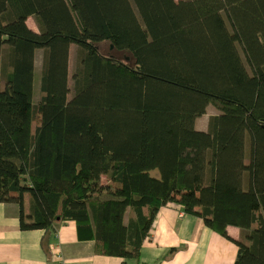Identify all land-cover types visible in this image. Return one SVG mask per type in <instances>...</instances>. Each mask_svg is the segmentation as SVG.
I'll list each match as a JSON object with an SVG mask.
<instances>
[{"label": "trees", "instance_id": "obj_1", "mask_svg": "<svg viewBox=\"0 0 264 264\" xmlns=\"http://www.w3.org/2000/svg\"><path fill=\"white\" fill-rule=\"evenodd\" d=\"M0 203L46 254L73 221L96 254L137 259L176 205L236 245L234 264H264V0H0Z\"/></svg>", "mask_w": 264, "mask_h": 264}, {"label": "crops", "instance_id": "obj_2", "mask_svg": "<svg viewBox=\"0 0 264 264\" xmlns=\"http://www.w3.org/2000/svg\"><path fill=\"white\" fill-rule=\"evenodd\" d=\"M203 125L205 119H200ZM198 125V126H199ZM238 131V146L243 144L245 131ZM243 134V136H242ZM239 153L241 151H238ZM238 159V156H237ZM197 163L202 176H194V190L203 185L205 151L198 155ZM235 189H243V173L235 175ZM24 213L28 212V198L24 200ZM151 239L144 241L137 259L124 262L115 257H100L92 241H80L73 221L58 226L51 232L48 253L42 249L43 230L22 231L19 227V207L0 203V264H234L237 247L227 239L207 228L200 219L188 216L176 205L161 208L155 217ZM228 234L237 238L239 228L229 226Z\"/></svg>", "mask_w": 264, "mask_h": 264}, {"label": "rangeland", "instance_id": "obj_3", "mask_svg": "<svg viewBox=\"0 0 264 264\" xmlns=\"http://www.w3.org/2000/svg\"><path fill=\"white\" fill-rule=\"evenodd\" d=\"M176 1H178V0H176ZM217 16H218V19H219V22L222 24V27L224 28V30L227 32V29H226V23H225V21H224V19L223 18H221L220 16H219V14H217ZM28 25L31 27V28H34V25H33V22H32V20L31 19H29L28 20ZM231 49H232V52H233V54H234V57H235V59H236V61H237V63H238V65H239V67H240V69H241V71H242V73L245 75V76H247L248 74H249V70H248V67H247V65H246V63H245V58H244V54H243V52H242V50H241V48H240V46L237 44V43H232V45H231ZM99 51L102 53V54H110V52H112L113 50L111 49V48H109V47H105V46H101L100 48H99ZM112 55L113 56H115L116 58H119L121 61L122 60H126L125 59V57H123V55H119L118 53H112ZM123 62V61H122ZM37 63H38V61H37ZM36 84H38V82H37V80H36ZM36 95H37V93H35V96H34V100H36ZM200 123V121H198V120H196L194 117H192V118H190L189 117V120H185L184 122H183V124L184 125H191V126H193V127H196V126H198V124L197 123ZM241 131L243 132V129H241L240 130V133H241ZM242 136H243V134H242ZM238 151H241L240 153L239 152H237L238 153V162L239 163H241L242 162V160H243V158H242V154H243V144L241 145V146H238ZM203 171V170H202ZM192 173H194L195 174V176H196V178L197 179H200L201 178V176H202V172H201V169H199V170H192ZM100 184H105V182H104V179L101 177L100 178ZM162 208H164V207H162ZM56 228H58V227H55V228H53L52 230H51V232H53V234H56V232H57V229ZM51 232H50V234H51ZM151 236H152V234L150 233L149 234V236L144 240V241H146V240H148V239H151ZM236 237L238 238L239 237V234H237L236 235ZM144 241H143V243H144ZM47 242V241H46ZM142 243V244H143ZM100 257H103V255H100V254H98ZM104 257H106V256H104ZM115 258H119V259H121L123 262L125 261V260H128V259H122V258H120V257H115Z\"/></svg>", "mask_w": 264, "mask_h": 264}, {"label": "water", "instance_id": "obj_4", "mask_svg": "<svg viewBox=\"0 0 264 264\" xmlns=\"http://www.w3.org/2000/svg\"><path fill=\"white\" fill-rule=\"evenodd\" d=\"M27 23H28V21H27Z\"/></svg>", "mask_w": 264, "mask_h": 264}]
</instances>
